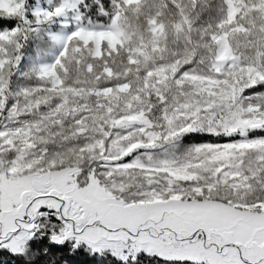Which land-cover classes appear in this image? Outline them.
<instances>
[{
	"label": "snow or ice",
	"instance_id": "6c2138e0",
	"mask_svg": "<svg viewBox=\"0 0 264 264\" xmlns=\"http://www.w3.org/2000/svg\"><path fill=\"white\" fill-rule=\"evenodd\" d=\"M0 264H264V0H0Z\"/></svg>",
	"mask_w": 264,
	"mask_h": 264
}]
</instances>
